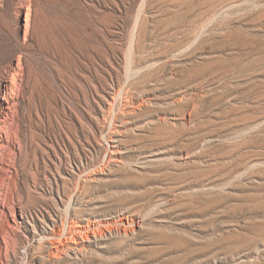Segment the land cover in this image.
<instances>
[{"label":"rangeland","instance_id":"rangeland-1","mask_svg":"<svg viewBox=\"0 0 264 264\" xmlns=\"http://www.w3.org/2000/svg\"><path fill=\"white\" fill-rule=\"evenodd\" d=\"M0 127V264H264V0H0Z\"/></svg>","mask_w":264,"mask_h":264},{"label":"bare ground","instance_id":"bare-ground-1","mask_svg":"<svg viewBox=\"0 0 264 264\" xmlns=\"http://www.w3.org/2000/svg\"><path fill=\"white\" fill-rule=\"evenodd\" d=\"M15 71H16V70H15ZM11 73H12V72H11ZM14 75H15V74H14ZM14 75H13V78H14ZM11 77H12V75H11ZM10 80H11V79H10ZM13 84H14V82H13V80H11L10 84L7 83V84L5 85V87L10 89V86H9V85H11V88H12V85H13ZM14 88H15V87H14ZM3 122H4V121H3ZM3 126H4V125H3ZM1 131H2V129H1V127H0V132H1ZM0 148H1V147H0Z\"/></svg>","mask_w":264,"mask_h":264}]
</instances>
